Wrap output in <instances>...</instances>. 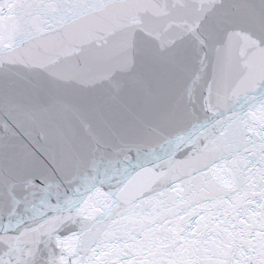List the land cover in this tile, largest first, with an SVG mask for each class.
<instances>
[{
  "label": "snow or ice",
  "instance_id": "1",
  "mask_svg": "<svg viewBox=\"0 0 264 264\" xmlns=\"http://www.w3.org/2000/svg\"><path fill=\"white\" fill-rule=\"evenodd\" d=\"M0 264H264V0H0Z\"/></svg>",
  "mask_w": 264,
  "mask_h": 264
}]
</instances>
